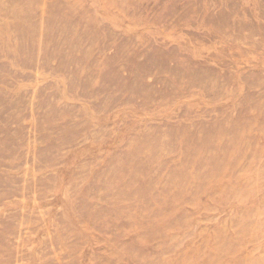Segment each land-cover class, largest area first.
<instances>
[{"label": "rangeland", "instance_id": "obj_1", "mask_svg": "<svg viewBox=\"0 0 264 264\" xmlns=\"http://www.w3.org/2000/svg\"><path fill=\"white\" fill-rule=\"evenodd\" d=\"M0 264H264V0H0Z\"/></svg>", "mask_w": 264, "mask_h": 264}]
</instances>
